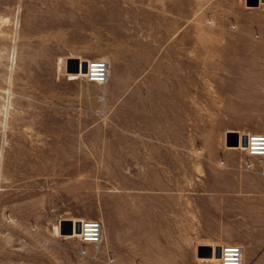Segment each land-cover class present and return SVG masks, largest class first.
<instances>
[{
    "label": "rangeland",
    "instance_id": "rangeland-1",
    "mask_svg": "<svg viewBox=\"0 0 264 264\" xmlns=\"http://www.w3.org/2000/svg\"><path fill=\"white\" fill-rule=\"evenodd\" d=\"M261 133L262 0H0V264H264Z\"/></svg>",
    "mask_w": 264,
    "mask_h": 264
},
{
    "label": "built area",
    "instance_id": "built-area-1",
    "mask_svg": "<svg viewBox=\"0 0 264 264\" xmlns=\"http://www.w3.org/2000/svg\"><path fill=\"white\" fill-rule=\"evenodd\" d=\"M264 6V2H263ZM80 64V63H79ZM109 66L103 60H93L86 63L85 78L89 83L104 85L108 78ZM245 140L243 151L249 158L264 160V134H251L241 137ZM79 225L78 237L84 244L97 248L102 242L103 227L99 221H85ZM218 248L219 264H242L243 248L238 245H227Z\"/></svg>",
    "mask_w": 264,
    "mask_h": 264
},
{
    "label": "water",
    "instance_id": "water-1",
    "mask_svg": "<svg viewBox=\"0 0 264 264\" xmlns=\"http://www.w3.org/2000/svg\"><path fill=\"white\" fill-rule=\"evenodd\" d=\"M262 2H264V0H262ZM82 71L83 72H86V65H82ZM236 143H234L235 145L237 144V141H235ZM242 146L245 144V140L243 139L242 142H241ZM75 231L78 233L79 232V225H76V228H75ZM60 232L64 233V230L62 228H60ZM72 232V229L69 228L68 229V234H70ZM199 255V254H198ZM216 256L218 257L219 254H218V251L216 252ZM201 257V256H200Z\"/></svg>",
    "mask_w": 264,
    "mask_h": 264
},
{
    "label": "bare ground",
    "instance_id": "bare-ground-1",
    "mask_svg": "<svg viewBox=\"0 0 264 264\" xmlns=\"http://www.w3.org/2000/svg\"><path fill=\"white\" fill-rule=\"evenodd\" d=\"M80 63H81V61H80ZM84 64L86 65V63H81V66L84 65ZM81 73L83 74L84 72L81 70ZM75 228H76V225L74 224V229H75ZM217 250H218V249H217Z\"/></svg>",
    "mask_w": 264,
    "mask_h": 264
},
{
    "label": "crops",
    "instance_id": "crops-1",
    "mask_svg": "<svg viewBox=\"0 0 264 264\" xmlns=\"http://www.w3.org/2000/svg\"><path fill=\"white\" fill-rule=\"evenodd\" d=\"M261 134H264V133H261ZM214 246V245H213ZM209 247H212V245H209ZM243 254H244V249H243Z\"/></svg>",
    "mask_w": 264,
    "mask_h": 264
}]
</instances>
